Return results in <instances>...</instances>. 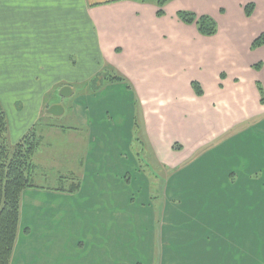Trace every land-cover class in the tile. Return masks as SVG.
Listing matches in <instances>:
<instances>
[{
  "label": "crops",
  "instance_id": "crops-1",
  "mask_svg": "<svg viewBox=\"0 0 264 264\" xmlns=\"http://www.w3.org/2000/svg\"><path fill=\"white\" fill-rule=\"evenodd\" d=\"M13 1L11 7L6 6L5 11L8 12V15L6 20L3 18V21L6 24H11V27L8 25L4 27L13 32L15 36L11 38L4 36L1 40L0 74L4 81L2 85L4 93L12 97L15 105L21 104L16 99L21 98L23 102L25 101L23 105L28 108L25 111L31 112L30 122L20 111L17 113L18 123L15 124L14 130L20 134L32 122L36 124L37 120L42 117V111L46 105L61 104L60 101L49 99L50 95L47 96L51 92L52 84L58 83L59 73L55 69L43 70L46 63L42 59L50 60L49 67L63 66L71 70L72 54L81 52V54H76L79 59L83 60L85 56L86 60L90 62L88 43L91 30L95 57L101 60V66L105 63L112 65L119 71L118 73L126 76L134 87V90H131L133 94L136 90L140 92L136 98L142 100L145 123L149 124V121H153L160 124L157 131H151L149 134L150 146L152 152L157 154L159 164L171 169L186 164L193 154L185 152L184 157L180 156L178 159L163 156L165 152L173 153L175 151L172 149L173 141L169 143L171 137L176 139L178 136H184L179 139L184 144L186 143V150L187 146H190L188 148L190 150L202 140L200 138L196 143H191L186 138L196 139L201 132L205 131V127H209V131L213 135L220 136L235 123L240 122L239 118L242 117V114H236L234 111L233 113L226 110L223 113L222 111L217 112L214 106L215 101L213 104L208 103V98L203 100L202 97L195 94L191 86L193 80L201 82L205 94L211 91L212 95L214 91L218 97L222 93L219 87L221 83L215 84L211 72H206L203 75L196 71L197 73L189 75L190 72L184 70L186 57L183 50H189V59L194 61L197 58L195 52H197V48H200V44L196 43L201 42L202 36L196 34V27L181 22L177 17V12L192 10L198 15H212L219 24L226 22L238 34L225 39L231 44L232 55L237 56L238 64L243 57V55H237L239 51L243 52L246 57L250 54L249 52L255 53L258 60L264 62V46L257 50H251L253 41L264 33V0H186L185 4L182 3V0H175L166 7V15L163 17L157 16V7L153 3L140 0H79L78 2L63 1L60 3L58 0ZM252 2L255 3V9L253 14L248 17L245 5ZM12 12H15L17 17L11 18ZM73 14L78 18L75 19ZM59 25L75 29L74 33L78 34L81 40L77 49L60 46L61 43L68 42V38L74 33L63 29L64 35H59ZM26 33L31 37H26ZM15 40H18L17 45H15ZM19 41L21 42L19 43ZM190 41H193L194 44L188 47L186 44ZM30 44H33L32 50H26ZM26 52L32 53V58L27 59ZM200 57L199 53V64H201ZM253 64L254 61L251 62L249 68H252L254 72L247 74L251 79L246 83L253 103L245 101L251 105L246 109L249 111L247 116L254 115L255 117L262 113L256 84L260 81V76L264 81V68L263 71L255 70ZM77 65L81 66V62ZM68 69H64L65 72ZM111 87H115V85ZM144 92H148V95L146 96ZM237 95L240 99L242 95L240 88H238ZM149 99H158V102L150 106L147 102ZM133 103L135 104V94ZM160 103L165 104L161 105ZM203 104H205L204 108ZM253 104L254 106H252ZM113 107H118V101L113 100ZM51 122L52 120H48L47 125L45 124V132H47L45 139L57 136L70 142L71 140L76 141L78 136L83 142L87 141V147L81 152L67 151L70 160L57 159V152L41 148L40 152L37 151L35 154L36 166L33 175L36 177V171L55 172L58 180L68 181V184L62 185L63 187H69L72 184V178L80 179L82 186L79 193L88 195V198L83 201V205L78 207L80 214L87 216V212H93L88 211L92 205L98 211L95 218L97 216L100 218L99 213L102 212L103 220L99 222V225L101 224L99 231L101 234L103 233L102 235L105 233V220L116 227L115 233L110 234V239L113 242L111 248H108L107 244L105 246L89 244L83 239L85 237L83 236L82 239L78 238L77 243L74 244L75 250L67 254L68 258L66 262L64 261L65 264H105L107 259L122 258L125 252L128 254V261L116 262L114 260L108 264H264V243L245 241L244 222L242 221V217L249 210L256 221V226L264 220V182H237L235 179L238 180V178L228 177L230 169H225V179L208 180L210 184L206 186L210 188L209 194L204 195L208 197L185 198L179 196L176 199L178 202L186 199L205 202L209 199L213 203L209 210L215 212V215L209 219L212 221V226H208L213 238H210L209 241L203 240L198 235V230L183 231L172 228L167 220L177 218L181 222L182 218L176 213H165L166 222L163 223L162 228L153 226L154 214L145 218L150 227L145 230L146 243L144 245L127 243L126 234L132 235V233L131 229H125V227L140 225L141 217L136 211L135 202L131 197L116 194L115 180L102 179L95 174L96 172L114 170L116 166H119L120 154L115 148V143L107 141V136L110 138L115 136V133L106 132L102 123L98 125L93 121L77 122L78 127L77 125L67 127L55 122H53L56 124L55 126H48V123ZM169 124H174L172 132ZM81 126H84L86 130L90 129V131L81 132ZM192 129L193 131H191ZM154 140L161 142L163 148L157 146ZM16 141L12 140V142ZM105 153H107V157L102 160L101 156ZM214 170L216 172L225 171L219 164L214 165ZM214 174L210 177H213ZM203 184L205 183L200 182L197 186ZM226 186H238L239 188L236 191L227 192L223 189ZM27 190L24 195L29 194L28 197L34 199L31 202H25V198L22 200L19 233L11 264L16 263L17 251L25 257L18 264H50L47 257H38L39 253L35 251L34 245L42 240L38 236L39 233L46 230V225L51 228L49 234L51 235L54 231L57 232L58 224L53 230L52 220L55 219L53 218L50 224L48 219H44L43 212H40L42 207L37 196L42 192ZM167 195L166 199L176 197ZM87 203L89 206L86 205ZM106 204L109 206L106 207ZM86 208L87 210H85ZM37 219L43 221L37 222ZM257 228L264 231V227L258 226ZM245 232L248 234L249 229L247 228ZM92 234L93 236L97 235L98 230H93ZM257 234L258 238L264 242L263 232L259 233L258 231ZM112 236H114L113 239ZM133 236L136 241L137 234L135 233ZM158 239H161L160 243H158ZM92 240L97 241V238L93 237ZM24 243L26 245L23 251L19 250L21 244ZM31 252L33 254H30ZM172 252L177 253V258L172 257ZM153 257L155 261L152 260ZM57 261L58 259L55 260V262Z\"/></svg>",
  "mask_w": 264,
  "mask_h": 264
},
{
  "label": "rangeland",
  "instance_id": "rangeland-1",
  "mask_svg": "<svg viewBox=\"0 0 264 264\" xmlns=\"http://www.w3.org/2000/svg\"><path fill=\"white\" fill-rule=\"evenodd\" d=\"M63 1L78 2L79 0H58V3ZM13 2V0H0V44L4 36L10 38L15 36L13 32L4 27L5 25L11 27V24H6L3 21V18L4 20H6V16L8 15V12L5 11L6 6L8 5L9 7H11ZM182 3L185 4L186 0H182ZM73 16L75 17V19L78 18V16H76L75 14H73ZM12 17H17L15 12L11 13V18ZM218 25L219 32L215 36H202L198 31L196 32L197 35L199 34L200 36H202L201 42L196 43L197 45L200 44V48H197V52H195L197 58H195L194 61H191L189 59V50H183V54L186 57V66L184 70L189 71V75L196 71H199V74L203 75L206 72H211L215 84L219 85L221 83L219 87L221 88L222 93L221 96L218 97L214 91L212 92V95L211 91H209L208 94H204V96H202V99L204 100L205 98H208L209 100L207 102L211 104H213V101H215L216 103L214 104V106L217 112L222 111L223 113V111L226 110L233 113L234 111L236 112V114H242V117L239 118L240 122L235 123L233 126L230 125L231 128H229L227 131L224 130L225 132L220 136L213 135V133L209 131V127H205V131L201 132L196 139L190 140L189 138H186L191 143H196L200 138L202 140L201 142L194 145L190 149L191 151L188 149L190 146H187L186 150V143L184 144L179 139L180 137L184 136H178L176 139L171 137L169 139V143L173 141V151L175 150L174 147L177 145L182 146V148L180 150H175L173 153L165 152L163 156H169L171 159L173 157L178 159L180 158V156L183 158L185 152H192L193 154L191 153L192 155L189 160L193 159L196 155H199L203 150L210 147L212 144L222 138L220 140L222 143L220 141L218 143L219 146L208 148L199 157L193 159L194 161H196L194 164H192L184 171H180L177 173L171 172L173 168L171 169L166 166H161L156 157L157 154L152 152L149 134L151 131H157L160 124L153 121H149V124L148 122L145 123L142 100H138L136 98V95H138L140 92H138L137 90L136 92H134V104V94L131 89L128 88L127 84L131 86L132 90H134V87L129 82L127 77L118 73L119 71L112 65H106L105 63L101 66V60L95 57V51L93 48L94 43L92 40V30L90 42L88 43V46L90 47L88 53L90 62L86 60L85 56L83 60L81 59L82 61L79 59L76 54H81V52L72 54L73 56H71V70L63 66L49 67L50 60L47 58L42 59L43 62L45 61L46 63L43 70L55 69L58 71L57 73H59L57 76L58 83L52 84L51 92H49L47 96L50 95L49 99L60 101L61 104L63 103V105L65 106V113L61 116L55 117L54 119H49L47 117V119L43 120L40 117L36 122L39 133L45 131V124L48 122V120H52V122L63 124L65 126H76V123L80 121L82 123L93 121L98 125L102 123L106 132L110 134L115 133V136H111L110 138L109 136H107V141L115 143V148H121H116V150L120 151V153L123 152V158L120 161V165L116 166V168L112 171L96 172L95 174L99 175V177L102 179L115 178L120 180L122 179V181H124L125 176L129 174L128 171H130V173L132 172L134 176V182L132 186L129 187V192L130 195L135 199L134 206L136 207V211L141 218L139 219L140 225H138L137 227H135V225L125 227V229H131L130 232L132 234L136 233L140 239H146L145 230L150 227V225L147 224L145 220L146 217L149 218L151 214H154L155 220L153 221V226L155 228H162L163 223L166 222L165 213H176L182 218V221L180 222V219L177 218H171L167 220L172 228L183 231L188 229L198 230V235L203 240L209 241L210 238H213L211 229L208 227L212 226V221L209 219L213 218L215 215V212H210L209 210V208L213 206V203H211L209 199L205 200V202H196L187 199L185 201L178 202L176 200L166 199V195L169 194L167 196H184L185 198L208 197L204 196L206 194H209L208 191L210 190V188L206 186L210 184L208 180L225 179V169H231L232 171H235V175L237 173L238 180L235 179L237 182L259 181L261 183L262 181L257 180L256 178L257 173H259V176L264 178V111H262V109H264V104L261 103L260 93L257 94L258 98H260V103L259 101L258 103L262 108V113L254 117V115L247 116V114H249V111H246L247 108L251 107V105H249L246 101H249V103H253L252 96L246 84L251 79L249 76H247V74L250 72H254L252 68H249L250 64L252 61H254L253 68L257 70L255 68V64L262 63L263 61L258 60L259 58L255 56V53L253 54L249 52L250 54L246 57L243 52L239 51L237 55H243V57H241L238 64V61L236 59L237 56L232 55L233 49L231 48V44L227 40H225L229 36L238 34L235 32L234 28L232 26H229L226 22L222 24L218 23ZM63 29L70 31L71 33H74L75 31L73 27L68 29L63 27L62 25H59V35H64L65 31ZM25 35L26 37H31L28 33H26ZM20 42L21 41H19V43ZM80 42L81 40L79 39V35L74 33L68 38V42L61 43L60 46L73 47V49H77V45ZM17 44L18 40H15V45ZM193 44V41H190L186 45L189 47ZM32 46L33 44H30L29 47H26V50H32ZM199 53L201 54V64H199ZM26 58H32V53L29 54L26 52ZM80 62L81 66L77 65ZM263 68L264 64L261 70ZM64 69L68 70L65 72ZM106 69L116 75L122 76L124 78L125 84L118 83L119 85H115V87H113L111 91H105V89L101 93H96L94 95L86 93L87 91L82 92L81 89H79L98 74L102 72L109 73ZM105 73H102V76H104ZM221 74H225V76L222 77ZM259 78L260 81L258 82L264 84L261 76ZM253 80L256 79L253 78ZM3 82L4 81H2L0 74V100L6 110L9 120V139L18 141L29 131V129L35 122H32L24 130V132H22V134L14 130L15 124L17 125L18 123L16 120L17 113L20 111L21 114L24 115V117L30 122L31 112L25 111L28 108L23 105L25 101L23 102L21 98H16L21 104L15 105L12 97L9 94L4 93V88L2 86ZM67 85L72 87L73 92L70 96H63L61 92ZM238 88H240V90L242 91L240 99H238L237 95ZM77 91H79V93H77ZM144 94H146L147 96L148 92H144ZM113 100L118 101V108L113 107ZM147 102L151 106L152 104H157L158 99H149ZM160 104L164 105L165 103ZM204 105L205 104H203V108ZM252 106H254V104ZM106 111H108L107 114H105ZM105 118L106 120H110V122L108 123L110 125H114V127L111 126V128L108 125H105ZM78 126L79 125H77V127ZM169 126L170 131L172 132L174 130V124H169ZM81 128V132L83 133L90 131V129L86 130L84 126H81ZM243 128L245 129V131L243 130ZM193 129L191 131H193ZM240 129H242L244 132H241L242 130ZM71 130L75 131L74 129ZM81 132L80 134H83ZM154 141L156 142L157 146L163 148L161 147V142L156 140ZM86 142L87 141L83 142L81 138H78V136L76 137V141L71 140L70 142L64 140L61 137L52 136V138L42 140L38 151L40 152L41 148H47L48 151L51 149L58 153V155H56L57 159L66 158L70 160L66 152L75 150L81 152L85 149V147H87ZM10 144L14 143L10 142ZM104 155L101 156L102 160L106 159L107 153H105ZM186 157L188 158V155ZM216 164H221L219 166H221V168H223V170L225 171L216 172L214 170V165ZM135 165H138L136 171L133 170L135 168ZM76 168L78 167L76 166ZM175 174L179 179L185 176L184 181L178 187L173 186L172 184ZM212 174H214L213 177H209ZM35 175L36 177L34 178V182L39 187L29 188L27 191L39 190L42 192L37 196L42 207V210L40 212H43V215L45 217L44 219H48L50 224L51 220L53 218L55 219L52 220V222L54 223V226L52 227L53 230L55 225L58 224L57 232L54 231L51 235H49L51 228L47 225L45 226L46 230L43 233H39L38 237L42 238V240L34 245L35 251H38L39 253L38 257H47V261L50 264H65L66 259L68 258L67 254L75 250L74 244L77 243L78 238L82 239L83 236H85L83 239L85 241H88L89 244L95 243L100 244L101 246H105L107 244L108 248H111L113 242L110 239V234L115 233L114 231L116 227L111 225L108 220H105V233L104 235H102L103 233L101 234L99 231V226L101 225H99V222L103 220L102 212L99 213L100 218H98V216L97 218H95L98 211L92 205L91 208L88 209V211L93 212H87V216L80 214L79 212L78 207L83 205V201L88 198V195L80 194L79 191L72 193L69 191V188L67 186H65L64 190L60 189L59 187L65 185V183L68 184V181H66L65 179L58 180V178H56L57 173L55 174V172L45 173L44 171H36ZM200 182H204L205 184H203L202 186H197ZM124 188H126L124 185L123 187L118 186V191L121 192L119 194H122L121 196L124 195ZM238 188V186H226L223 189L229 192L230 190L236 191ZM248 189L251 190V188ZM152 194L153 198L148 197ZM28 196L29 194L24 195L23 193L22 200L23 198H25V202H31L34 199ZM124 196L127 197V195ZM175 202H177L178 204H176ZM86 205L89 206L88 203ZM107 206H109V204H106V207ZM85 210H87V208ZM36 221L40 222L43 220L37 219ZM242 221L244 222L243 236L245 241L264 243L262 239L258 238L257 234L258 231L259 233L263 232L262 237L264 238V231L257 228L258 226L264 227V220L260 221L256 226V221L254 220L253 215L249 210L242 217ZM247 228L249 229L248 234H246L245 232ZM96 229L98 230V234L93 236L92 231ZM93 237L97 238V241H93ZM111 238L113 239L114 236H112ZM160 242L161 239H158V243ZM25 245V243L21 244L19 250L23 251ZM70 245L71 247H69ZM37 248L39 249L37 250ZM30 254L33 253L31 252ZM127 255V252H125V255L122 258L107 259L105 260V264H108L114 260L116 262L128 261L129 258ZM154 257L152 258L153 261H155ZM172 257L177 258V253L172 252ZM24 259L25 257L22 254H19L17 251L15 264H18L19 261ZM56 259H58L57 262H55Z\"/></svg>",
  "mask_w": 264,
  "mask_h": 264
},
{
  "label": "trees",
  "instance_id": "trees-1",
  "mask_svg": "<svg viewBox=\"0 0 264 264\" xmlns=\"http://www.w3.org/2000/svg\"><path fill=\"white\" fill-rule=\"evenodd\" d=\"M140 1L153 3L157 7V16L163 17L166 15V7L175 0H140ZM254 9H255V3L252 2L246 4L245 5L246 15L250 17L253 14ZM177 17L181 22L187 25L195 26L199 34L202 36L211 37V36H215L219 32L218 22L212 15L209 14L198 15L196 12L192 10H179L177 12ZM262 46H264V33H262L259 37H257L253 41L251 45V50H257ZM262 66L263 63L255 64V68L257 70H261ZM107 72L109 73L102 72L105 73L104 76H102V73H100L97 76L93 77L89 82L85 83L79 89H81L82 92L87 91L86 93L94 95L96 93H101L105 89H106L105 91L107 90L111 91L113 89V87L111 86L118 85V83L125 84L124 78L122 76L116 75L108 70ZM221 76L224 77L225 74H221ZM127 85L128 88L131 89V86L129 84ZM191 86L197 96L199 97L204 96L205 89L201 84V82H199L198 80H193ZM257 88L261 95V103L264 104V86L261 82H257ZM77 93H79V91H77ZM49 106L50 104L46 105L45 108L43 109L41 119L45 120L47 119V117L49 119L55 118L54 116L46 113V110L48 109ZM107 113L108 111L105 112V114ZM110 120H106L105 118V125H108L109 127L111 126L114 127V125L112 124L110 125L108 123L110 122ZM55 125L56 124L53 122L48 123V126H55ZM243 130L245 131L244 128ZM243 130L241 132H244ZM46 133L47 132L45 131L39 133L36 124H34L21 139H19L16 142H12V140L9 139L8 116L0 100V264H11L12 261V256L19 233V224L21 220L22 194L25 192V190L29 188L39 187L38 185L35 184L34 182L35 176L33 175V171L36 166L35 154L37 153L38 148L42 143V140L45 139ZM221 139H219V141ZM219 141L215 142L210 147L219 146L218 145ZM10 142L14 144H10ZM116 148L121 149L120 147H116ZM181 148L182 146L180 145L174 147L175 150H180ZM208 148H206L205 150H207ZM205 150H203L199 155H196L194 158L199 157ZM117 152L120 154V159L118 160L120 165V161L123 158V152L120 153V151L118 150ZM193 159H191L186 164H184L183 166L177 169H172L171 172L177 173L180 171H184L190 165L196 162ZM137 168L138 165H135V168L133 170L136 171ZM128 173L129 174L125 176L124 181H122V179L121 180L115 178H110V179L116 181L115 182L116 194L121 193L120 191H118V186L123 187L124 185L126 187L124 188V195H127V197H131V199L134 200L135 202V199L130 195L129 192V187H131L134 182V176L132 172L130 173V171H128ZM228 177L238 178L237 173L235 175V172L234 171L232 172L231 169L228 171ZM184 178L185 176L179 179L175 174L174 181L172 182L173 186H177V187L180 186V184H182V182L184 181ZM256 178L257 180H261L262 182H264V178L259 176V173H257ZM105 179H109V178H105ZM71 180H72L71 181L72 184L68 187L69 191L72 193L80 191L82 186L81 180L77 178L76 179L72 178ZM59 188L62 190L65 189V187L63 186ZM148 197L153 198V194ZM178 197L179 196L171 198V200H176ZM175 203L178 204L177 202ZM126 235H127L126 237L127 243L132 242L133 244L136 243L143 245L146 243V240L140 239L138 236L136 237V241H134V236H133L134 234L132 235L126 234Z\"/></svg>",
  "mask_w": 264,
  "mask_h": 264
},
{
  "label": "water",
  "instance_id": "water-1",
  "mask_svg": "<svg viewBox=\"0 0 264 264\" xmlns=\"http://www.w3.org/2000/svg\"><path fill=\"white\" fill-rule=\"evenodd\" d=\"M72 92V87L67 85L63 88L61 94L63 96H70ZM47 113L54 117H58L65 113V108L62 104H53L47 109Z\"/></svg>",
  "mask_w": 264,
  "mask_h": 264
}]
</instances>
